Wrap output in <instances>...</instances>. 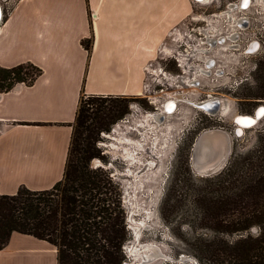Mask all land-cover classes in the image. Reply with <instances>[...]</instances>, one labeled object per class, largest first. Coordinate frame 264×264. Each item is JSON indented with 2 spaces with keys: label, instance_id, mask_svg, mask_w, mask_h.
Masks as SVG:
<instances>
[{
  "label": "crops",
  "instance_id": "obj_1",
  "mask_svg": "<svg viewBox=\"0 0 264 264\" xmlns=\"http://www.w3.org/2000/svg\"><path fill=\"white\" fill-rule=\"evenodd\" d=\"M11 1L0 23V65L31 61L43 73L31 86L0 93V195L61 180L81 96L140 95L173 29L196 16L193 0ZM209 6L219 11L215 1ZM0 264H59L58 252L13 232Z\"/></svg>",
  "mask_w": 264,
  "mask_h": 264
},
{
  "label": "trees",
  "instance_id": "obj_2",
  "mask_svg": "<svg viewBox=\"0 0 264 264\" xmlns=\"http://www.w3.org/2000/svg\"><path fill=\"white\" fill-rule=\"evenodd\" d=\"M82 45L89 51L91 39ZM42 73L31 61L0 65V93L21 83L31 86ZM128 100L81 96L63 178L50 189L21 186L14 194L0 195V250L19 232L55 246L59 264H123L128 231L121 192L90 160L98 156L93 134L110 131L128 112ZM259 142L253 151L235 152L221 171L202 179L194 198L196 211L184 220L209 231L195 235L191 245L211 264H264V137ZM187 171L191 175L189 167ZM190 181L183 179L182 192L191 188ZM254 226L261 229L259 235L246 234Z\"/></svg>",
  "mask_w": 264,
  "mask_h": 264
},
{
  "label": "rangeland",
  "instance_id": "obj_3",
  "mask_svg": "<svg viewBox=\"0 0 264 264\" xmlns=\"http://www.w3.org/2000/svg\"><path fill=\"white\" fill-rule=\"evenodd\" d=\"M253 3L254 5L250 8L249 14L252 16L254 25H257L264 32L261 27L264 25V0H254ZM7 4L4 8L5 16L8 14L13 1ZM209 5H195L196 16L204 17L214 10V7ZM191 23L186 24L188 28L193 25L198 27L205 25L201 20H193ZM216 28H220V23H216ZM253 32H257L255 26L252 29L245 30L242 35L243 38L239 39L237 44L230 42V45H217L218 50H213L208 54V58L214 59L216 65L211 68L212 72L208 76L197 77V79L199 78V85H191L189 88H185L183 82H181L183 80H179L178 86L156 84V89L159 93L153 94L155 96L162 95L160 102L166 98L170 99L173 97L172 99L177 101V108H175L174 113H166V110H161L167 114L164 125H159L155 121L148 123L153 126L157 125L153 130L156 132V137L158 135L159 138H161L163 133V141L160 140L155 145V149L149 150L150 153L156 155V160L146 153L140 154L139 158L146 163L156 162L155 167L148 169L145 166L146 164L141 165L140 163L129 165L127 160H123L121 153L116 154L117 158L115 160L112 154L106 152L107 149L102 144L105 141L107 142L103 135L109 131L95 132L93 134L91 142L94 152L98 153V156L90 160V165L94 159L100 160L98 161L101 165L100 167L108 173L121 192L125 226L128 231V240L123 246L125 255L123 264H211L209 258L191 245L195 235L198 233L210 235L209 231L206 229H195L184 223L185 219L190 218L195 213L194 198L198 192L197 189L204 184L202 179L207 177L194 170L188 154H191L192 144L203 129L216 126L227 131H234L233 122L234 118L239 114L237 112L241 114L247 111L253 115L258 106L264 105V49L259 48L255 52H250L246 49L248 43L255 39ZM183 36L181 35L175 41L169 38L166 42L172 43L174 48L181 51L182 49L178 45L185 41ZM239 43L240 48L238 47ZM233 45H237V49H233L235 48V46L231 47ZM220 46L226 47V50H219ZM163 56L168 58L171 74L179 75L182 73L174 67V57L170 56V54H165V52H163ZM193 61L196 65L200 64L203 66L202 61L197 58ZM154 68L156 67L154 66ZM219 70L220 74H218ZM154 77L158 76L154 75ZM159 77L162 78L165 84L169 83L167 79L164 80L165 76L163 74H160ZM162 88L165 89L166 93L161 92ZM179 94L183 95L182 99H177ZM210 94L213 97H218L220 99L219 102H223L220 106L221 108L219 107L220 109L218 108L219 110L213 113H208L201 108L198 109L186 101L204 100L209 98ZM126 97L129 98L127 102L128 112L121 119L127 116L129 121L120 123L122 124L120 129L124 134L131 128H137L145 119L142 116L144 110L131 109L132 104L139 103L144 109H151L147 98L144 96L132 95ZM225 105L227 109L223 112L222 108ZM114 124L111 125L110 131ZM153 126L150 128H153ZM161 126L162 133L160 132ZM136 133L128 132L127 135L131 134L133 138H138ZM148 135H150L149 139L152 141L154 134L150 133ZM240 135V138L231 137V153L229 152L227 155V164L235 152L253 151L260 145L259 138L264 137V115L254 125L245 128ZM148 146H150L149 143H147ZM188 167L191 175L187 171ZM122 173H132V176L127 177ZM134 174L138 178L137 186L134 184ZM187 177L191 179L192 186L185 192L183 191V194L180 188L183 179ZM127 188H129L132 205L127 203ZM135 205L137 210L140 208L141 210L133 214L130 206ZM148 212L150 213L149 216H147ZM136 229L140 233L137 241L140 245L149 243L158 245L161 248V256L157 260L148 263L147 261L143 262L142 256H131L127 249H124V247L127 248L128 244H133L136 241ZM260 232L261 229L254 226L246 234L257 236Z\"/></svg>",
  "mask_w": 264,
  "mask_h": 264
},
{
  "label": "bare ground",
  "instance_id": "obj_4",
  "mask_svg": "<svg viewBox=\"0 0 264 264\" xmlns=\"http://www.w3.org/2000/svg\"><path fill=\"white\" fill-rule=\"evenodd\" d=\"M209 1H211V0H207L206 3H208ZM246 1L247 0H244L245 3H246ZM253 1L254 0H252L251 2H253ZM257 1H259V0H257ZM239 6H240L239 8L242 7L241 1H240V5ZM237 10L238 9H233V11H237ZM3 14H4V12H2V15H1V18H0V23H1L2 19H3ZM229 16H231V15H229ZM199 17L201 19H198L197 16H195V19L198 20V21L199 20L202 21V20H205V19H207V21H210V18L209 17H206V16H204V17L203 16H199ZM234 28L235 27H232L231 30H233ZM207 29H210V31H211L210 32V37L212 39H214V41H219L221 39V38H218L217 40H215L216 37H213L215 35L214 34V31L215 30H214V27L213 26H210L209 25L208 27H205L204 30H202V28H201V30L203 31V33L205 35H206L205 32H206ZM231 36L235 37V40H236L235 43L237 44V40H238L237 39V36L235 34H232L231 31H230L229 34H228V36H227L226 42L225 43L223 42L222 44L220 43L218 45L228 44L229 38ZM184 38L187 39L186 45H188V52L179 53V56L178 57H179V61L180 62H182V57H184V59L186 60L187 59L186 57L191 56V54H192L193 51L197 52L198 54H202V51L210 48L209 44L207 43V39H206V41H204V42L201 43V46L200 47H198V46H196V42L197 41L194 43V42L190 41V39H188L186 37H184ZM206 38H208L207 35H206ZM221 48H223L224 50H226V47H221ZM250 48H251V50L255 49L254 44H252ZM214 50H218L217 45H216V49H214ZM248 51H250V49ZM164 52H166L167 54H170V51L167 48H166V51H165V48H164ZM183 67H184V65L182 66V69H183ZM204 68H206V70H210V68H207L206 65H204ZM183 71H184V69H183ZM185 72L188 74L187 81H190V75H189V72L190 71H189L188 67H185ZM164 74L166 75V73H164ZM169 74H171V73H169ZM171 75H173V77L175 76V78H178L177 75H175V74H171ZM160 81L162 82V85H164V86L166 85L162 81V78L161 77H160ZM154 98H155V96H154ZM172 98H170V99H172ZM156 101L157 102H160V100H156ZM217 101L218 100L209 101V102H206V101H202V102L201 101H194V102L193 101H189V102H190V104H192L194 107H196L198 109L201 108V109L205 110L208 113H213L219 107L220 102L219 101L217 102ZM162 105H163V103H162ZM226 109H227V106L225 105L222 108L223 112H225ZM263 113H264V107L259 111V113H256V114L254 113L251 116L250 115H246V114L245 115L238 114L234 118V121H236V123H237L236 124V127L238 128L240 134L244 131L245 128H248L249 126H251L252 124H254L257 121V119ZM151 114L152 113L149 112L147 115H145V117H144L145 119L143 120L144 122L140 123L137 126V128H135V129L134 128H131V132H137L139 134V137H141V135H142V137L144 139H149L150 135H148V134L153 133L154 134V137H152L153 138L152 141H154V143H155L157 141V137H156V134H155L156 132H154L153 129H155L157 127V125H154L153 126L151 123H150L151 125L148 124V123L151 122V121H155V123H157V124L160 125L162 122H161L160 117H158L157 114H155L153 117L151 116ZM128 121H129V119H128ZM147 125L153 126V128H150ZM117 127H120L121 128L122 127V124L119 123L118 125H115L113 131L106 132L103 135L107 139V142L105 141V142L102 143L103 146H105L106 149H107L106 152L108 153L109 150H111V152H113L115 155L117 153H119V154L121 153V156H123L125 159H127V161L134 160L137 157H135L133 151L130 148H128V145L125 144V141H126L125 139H128V140H130L132 142L138 141V139L133 138V137H130L129 135L125 139H124V137H121V138L114 137L115 135L114 134H111V133H113L116 130ZM147 132H148V134H147ZM110 137L116 139V142L111 143V145H110V142H109V139H108ZM201 137H202V142H201L200 148H199L200 153L197 156L198 157V160L196 161L195 167H196V170L198 172L203 173V172H206L207 171V169L209 168V166H213L214 164L220 162L222 160V158H224V157H226L228 155V146L227 145L229 144L228 143L229 141L227 140L226 135H225V132H224L223 129H220V130H218V129L217 130L216 129L207 130L206 132H203V134H202ZM119 148H121L122 150H120ZM115 149H119V150H115ZM122 151L124 152V154H122ZM151 155H152L153 159H157V157L154 156L152 153H151ZM98 161H100V160H97V163H98ZM134 163H136V162H134ZM153 165L154 164L151 161V162H149L145 166H146V168L148 167V169H150V168H152ZM115 175H117V174L115 173ZM134 177H135L134 184L136 185L137 184L136 179H138V178H137V175H135V174H134ZM127 193H128L127 194L128 196L126 197L127 203L130 204V205H132L133 203L131 202L132 199L130 198V195H129L130 192H129V189L128 188H127ZM136 208H137L136 205L135 206H130L131 212H133V214L136 211L138 212L139 210H141V208L139 210H137ZM147 214H148L147 216H149L150 213L148 212ZM138 231L139 230H137V229L135 231L136 241L133 244H128V246L126 248L127 251H128V253L131 256H134V257H138L139 255L142 256V259H144L143 262L147 261V263L148 262H151V261L153 262V261L157 260L161 256V248L158 245L149 244V243H147V244H141L140 245L137 242L138 239H139L138 238L139 237V234H140Z\"/></svg>",
  "mask_w": 264,
  "mask_h": 264
},
{
  "label": "flooded vegetation",
  "instance_id": "obj_5",
  "mask_svg": "<svg viewBox=\"0 0 264 264\" xmlns=\"http://www.w3.org/2000/svg\"><path fill=\"white\" fill-rule=\"evenodd\" d=\"M201 1H205V0H201ZM242 1H244V0H241V4H242ZM252 1V0H251ZM257 1V0H256ZM261 1V0H260ZM246 3L248 4V0L246 1ZM243 6V5H242ZM238 7H240V6H238ZM226 9V2L225 3H223L222 5H221V7H220V10H225ZM240 10H242V7L241 8H238V12H240ZM213 12V10L212 11H210L209 12V14L210 13H212ZM228 14L230 15V12H228ZM197 18L198 19H201L199 16H197ZM192 24V23H191ZM192 29H197L198 28V26L197 25H193L192 27H191ZM255 28L257 29V32H253V36L255 37V39H257V45H258V49L260 48H263L264 49V33L262 32V31H259V28H258V26L256 25L255 26ZM210 29H207L206 30V35H207V43L209 44V46H210V48L209 49H206V50H204V51H202V54H198L197 52H195V51H193L192 52V54H191V56H189V57H186L187 59L185 60L184 59V57H182V62H181V66H183L184 65V67H183V69H184V71H183V69L182 68H180L179 67V64H178V60H179V53H184V52H188V45H186V42H187V39H185V41L183 42V43H181V44H179L178 45V47L179 48H181L182 50L180 51V49H176V48H174V46H173V44L172 43H169V42H165V44L167 45V47H165V51H166V48L170 51V56H173L174 54V56H176L177 58H178V60L176 59V58H174L175 60H174V67H176V69H177V71H179L180 70V72H182L181 74H179V75H177V77L178 78H175V76L173 77V75H171V74H169L168 72H170V64L168 63V58H166V57H164L163 56V53L162 54H160V56H157V58L155 59V61L153 62V66H155L156 68H155V70H154V73H155V75H157L158 77H159V75L160 74H163L165 77H164V80L165 79H167L168 80V84H166V85H168V86H171V85H175V86H178V82H179V80L181 81V80H183V81H181V82H183V85H184V87L185 88H189V86H191V85H193V86H196V85H198V79H197V77H199V76H208L211 72H212V67L213 66H215L216 65V61L214 60V59H211V58H208V54L210 53V52H212L215 48H216V45H218V44H222L223 42L225 43L226 42V40H227V37L226 36H224V37H222L219 41H214V39H212L211 37H210ZM195 37H197V33H196V36ZM241 38H243V37H241L240 36V39ZM238 39V38H237ZM190 41H192V42H196V41H194L193 39H190ZM236 40H235V37H233V36H231L230 38H229V41H228V44L227 45H230L231 43L230 42H235ZM238 41V40H237ZM235 46V48H233V49H237V45H233L232 47H234ZM240 46V44H238V47ZM170 47H171V49L173 48V50H171L170 49ZM228 47V46H227ZM184 48V49H183ZM187 48V50H185ZM240 48V47H239ZM219 50H224L223 48H221L220 47V49ZM165 54H167L166 52H165ZM195 58H197L198 60H200V61H202V63L204 64V65H206V67L207 68H210V70H206V68H204V65L203 66H201L200 64H198V65H196L195 63H194V59ZM183 64V65H182ZM213 65V66H212ZM185 67H188V69H189V75H190V81H187V77H188V74L185 72ZM256 69H258V67H256ZM158 72V73H157ZM164 73H166V75L164 74ZM218 74H220V70H219V72H218ZM176 75V74H175ZM172 76V77H171ZM165 83V82H164ZM189 83V84H188ZM162 93H166V91H165V89H163L162 88V91H161ZM159 93V92H158ZM162 95H157V96H155V99L156 100H160V97H161ZM183 98V95L182 94H179V95H177V99H180V98ZM181 98V99H182ZM169 99L168 98H166L164 101H162V103H163V107L161 108V110H166V113L167 112H169V113H174L175 112V108H177V101L176 100H174V99H170V101H168ZM215 100H218V101H220V99L218 98V97H213L211 94L209 95V98H207V99H204V100H197V101H206V102H209V101H215ZM166 101H168L167 103H166ZM187 102H189V101H191V100H186ZM194 102V101H193ZM190 103V102H189ZM223 102H220V104H219V107L221 106V104H222ZM218 107V108H219ZM217 108V110H219ZM151 109H152V111L150 112V113H152L151 114V116L153 117L155 114H157L158 115V117H160V119H161V124L162 125H164V120H165V116L167 115L165 112H162L161 110H157V111H155L156 109L153 107V106H151ZM240 114V113H239ZM241 115H244V114H241ZM116 123V122H115ZM160 124V125H161ZM148 127H151L150 125H147ZM123 130V129H122ZM224 130V129H223ZM128 132H131V130H129ZM128 132H126L125 134L123 133V131H121V129H120V127H117L116 128V130L113 132V133H111V134H114L115 136L114 137H116V138H121V137H124V139L128 136L127 134H128ZM160 132L162 133V126L160 127ZM124 134V135H123ZM137 134V137L138 138H136V139H138V141H135V142H132V141H130V140H128V139H125L126 141H125V144L126 145H128V148H130L132 151H133V153H134V155H135V157H137V158H135L134 160H131V161H128V163H129V165H131V164H133L134 162H136V163H140L141 165L142 164H148V163H146L145 161V163L142 161V159L141 158H139V155L140 154H143V153H146V154H149L151 157H152V155H151V153H150V151L149 150H151V149H155V145H157V143L160 141V140H162L163 141V133L161 134L162 136H161V138H159L158 137V135H157V141L154 143V141H151L150 139H144L143 137H142V135H141V137H139V134L138 133H136ZM147 134H148V132H147ZM129 136L130 137H132V135L131 134H129ZM168 137V136H167ZM141 138V139H140ZM109 139V142H110V145H111V143H113V142H116V139L115 138H108ZM147 143H149L150 144V146H148L147 147ZM120 147V146H119ZM120 150H122L121 148H119ZM119 149H115V150H119ZM110 152V153H109ZM109 154H112L113 156H114V159L115 158H117V156L113 153V152H111V150H109ZM122 154H124V152L122 151ZM154 156H156L155 154H153ZM122 158H123V160H127V159H125L123 156H122ZM156 160V159H155ZM154 165L152 166V167H155V165H156V162L155 163H153ZM131 168V167H130ZM129 170H131V169H129ZM124 176H132V173H122ZM122 174H121V176H122ZM133 179H134V181H135V177H133ZM136 181H138V179H136ZM129 189V188H128Z\"/></svg>",
  "mask_w": 264,
  "mask_h": 264
},
{
  "label": "built area",
  "instance_id": "obj_6",
  "mask_svg": "<svg viewBox=\"0 0 264 264\" xmlns=\"http://www.w3.org/2000/svg\"><path fill=\"white\" fill-rule=\"evenodd\" d=\"M8 1L9 0H1V3H2L4 8H5V5L8 3ZM213 1L216 2V5H217V8L219 11H217V12L214 11V12L206 15V17L210 18V21H207V19L202 20L205 23V25L199 26L196 30L192 29V28H188V26L186 24H182L180 26H177L173 29L172 33L174 35L170 39L175 41L178 38H180L181 35H184L183 37H186L188 39H193L194 41L198 40L196 42V46L200 47L201 43L206 41V39H207L206 35L203 33L202 30H204L205 27H208L209 25L214 27V30H215L214 34L215 35L213 37H216L215 40H217L218 38H222L224 36L227 37L230 31L232 34H235L239 40L240 36L242 37L245 30L252 29L254 26H256V25H254V21L252 19V16L249 14L250 8L254 5V3L251 2V0H248V4L245 3L244 1H242L243 6H242V10H240V12L233 11V9L239 8L238 6L240 5L241 0H211L208 3H206L205 1H201V0H193V2L196 5H200V6L201 5L204 6L205 4H212ZM225 2H226V9L220 10L221 5ZM228 12H230L231 16H229ZM193 20L196 21L195 18H193ZM217 22L220 23L219 29L216 28ZM232 27H235V28L233 30H231ZM261 27H262V29H264V25H262ZM201 28H202V30H201ZM259 31H261L260 28H259ZM196 33H197L198 38L195 37ZM257 43H258L257 39H252V41L250 43H248L249 45H248L247 49L248 50L250 49V52L258 51ZM252 44H254V47H255V49H253V50H251V48H250ZM162 46H163V52H164V48L167 47V45L163 44ZM185 50H187V48ZM174 55L172 57H174L178 60V58ZM178 64H179V67L182 68L181 62L179 60H178ZM154 70H155V68L153 66V62H150L148 65L146 74H145V79L143 82V87H142V91H141L140 95L147 98L149 105L153 106L156 109L155 111H157V110H161L163 105L161 103L162 101L161 102L156 101V99L154 98L155 95L153 93L158 92V90L156 89V87H157L156 84L162 85V82L160 81V77H154V75H155ZM168 73H170V72H168ZM176 75H178V74H176ZM155 80H156V82H155ZM198 85H199V82H198ZM162 86H164V85H162ZM168 101H170V100H168ZM168 101H166V103ZM135 108H138L141 111L143 109L144 112H142V116H144V117H145V115H147L149 112L152 111L151 109H148V110L144 109L141 106V104H139V103H135V105H133V104L131 105V109H135ZM237 113H240V112H237ZM241 114H244V115L248 114L251 116V114H249V113H241ZM126 121H128L127 116L124 117L123 119L119 120L117 123H115L113 125L111 131L114 130L115 125H118L119 123L126 122ZM233 124L235 126L234 131L232 130V131H228V132L230 133L231 137L236 136L237 138H240L241 135L237 133L238 128L236 127V124H237L236 121H234ZM123 196H124V194H123Z\"/></svg>",
  "mask_w": 264,
  "mask_h": 264
},
{
  "label": "water",
  "instance_id": "obj_7",
  "mask_svg": "<svg viewBox=\"0 0 264 264\" xmlns=\"http://www.w3.org/2000/svg\"><path fill=\"white\" fill-rule=\"evenodd\" d=\"M2 12H4V7H3V5H2V3H1V0H0V18H1V15H2ZM3 16H4V14H3ZM218 102V101H217ZM264 107V105H260V106H258L257 107V109H256V111H255V113H259V111L262 109ZM213 112V111H212ZM264 115V113L257 119V121L256 122H258L259 120H260V118L262 117ZM255 122V123H256ZM254 123V124H255ZM254 124H252V125H254ZM247 127V126H246ZM209 129H218V130H220V129H222V128H220V127H216V126H213V127H211V128H206V129H203L202 131H201V133H199V135L196 137V139L194 140V142H193V144H192V147H191V154H190V162H191V166L194 168V170L195 171H197L196 170V167H195V165H196V161L198 160V154L200 153V150H199V148H200V144H201V142H202V134H203V132H206L207 130H209ZM224 132H225V135H226V138H227V140L229 141L228 143V154H229V152H230V149H231V135H230V133L228 132V131H226V130H224ZM237 133L238 134H240V132H239V130L237 129ZM231 153V152H230ZM97 160L98 159H94L93 161H92V167H98V166H101L99 163H97ZM227 165V156L226 157H224V158H222V160L220 161V162H218V163H216V164H214L213 166H209V168L207 169V171L206 172H203V173H201V174H204L205 176H210V175H213V174H216L217 172H219L220 170H222L225 166ZM198 172V171H197ZM130 228V227H129ZM133 233V232H132ZM134 234V233H133ZM134 236V235H133ZM124 249L126 250V248L124 247Z\"/></svg>",
  "mask_w": 264,
  "mask_h": 264
}]
</instances>
